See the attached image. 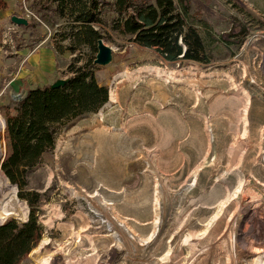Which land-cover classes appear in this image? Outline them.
Segmentation results:
<instances>
[{
    "label": "rangeland",
    "instance_id": "rangeland-1",
    "mask_svg": "<svg viewBox=\"0 0 264 264\" xmlns=\"http://www.w3.org/2000/svg\"><path fill=\"white\" fill-rule=\"evenodd\" d=\"M2 1L4 121L29 89L93 54L65 50L53 2ZM184 1L211 62L170 64L107 32L113 61L94 76L113 102L56 126L53 151L25 175V192L45 194L42 239L70 242L55 264H264V0ZM3 178L0 216L22 222L28 206ZM22 264H36L31 253Z\"/></svg>",
    "mask_w": 264,
    "mask_h": 264
},
{
    "label": "trees",
    "instance_id": "trees-1",
    "mask_svg": "<svg viewBox=\"0 0 264 264\" xmlns=\"http://www.w3.org/2000/svg\"><path fill=\"white\" fill-rule=\"evenodd\" d=\"M49 1L69 23L70 31L61 34V42L70 44L65 50L74 54L86 46L93 55L80 65H69L70 76L63 87L52 89L45 85L29 89L17 103L15 113L5 114V124L0 116V163L5 153L4 128L7 143L0 177L5 175L13 185L5 177L3 180L14 192L13 186L17 187V197L29 209L25 222H19L8 212L10 216H0V224L4 222L0 225V264H22L42 239L38 207L45 194L25 192V175L53 151L56 126L96 114L108 102L107 86L99 85L94 76L99 39L104 40L107 32L115 33L137 46L155 50L170 64L211 62V50L188 20L184 0H113L111 4L100 0ZM5 7L0 0V10ZM104 10L112 12L113 17L104 19Z\"/></svg>",
    "mask_w": 264,
    "mask_h": 264
},
{
    "label": "bare ground",
    "instance_id": "bare-ground-1",
    "mask_svg": "<svg viewBox=\"0 0 264 264\" xmlns=\"http://www.w3.org/2000/svg\"><path fill=\"white\" fill-rule=\"evenodd\" d=\"M109 101H112V96H110ZM113 102V101H112ZM196 174V173H195ZM10 185V184H9ZM75 195H77L75 193ZM28 214V212H27ZM80 219V218H79ZM121 225L127 230V231H132L131 227L128 226V224L126 223V220H121ZM4 223V222H3ZM156 223L154 222V225ZM61 225V224H60ZM62 226V225H61ZM60 226V227H61ZM66 228V227H65ZM64 229V228H63ZM80 232H85L87 230V226H80ZM66 232V231H65ZM79 233L76 234V238L79 239L78 235ZM105 237H109V236H104ZM89 240V244L92 245V240ZM186 239V243H187ZM57 241V240H56ZM114 241L117 244H120L121 241L120 240H115ZM80 242V241H79ZM70 244V242L68 240H66L65 238H61L58 242H51L48 241V239L43 238L40 243L38 244L37 247H35L32 251H31V256L34 259L36 264H55L56 258L57 257H65L68 258L72 255H69L68 253H65L66 248L68 247V245ZM192 247V246H191ZM192 257V256H191ZM192 261V260H190ZM58 264V263H57Z\"/></svg>",
    "mask_w": 264,
    "mask_h": 264
},
{
    "label": "water",
    "instance_id": "water-1",
    "mask_svg": "<svg viewBox=\"0 0 264 264\" xmlns=\"http://www.w3.org/2000/svg\"><path fill=\"white\" fill-rule=\"evenodd\" d=\"M11 22L16 26H26L28 24V21L25 18H19L17 16L11 17ZM112 61H113L112 49L109 46H107L103 42V40L99 39L97 41V44H96V54H95V58L93 61L94 65L97 67H106V66L110 65L112 63ZM67 82H68L67 78L66 79H57L53 83L49 84L48 86H49V88H52V89L53 88H60V87H63ZM0 169H1V165H0ZM27 216H28V214H27ZM26 219H27V217H26ZM26 219L22 222H25ZM1 224H3V223H1Z\"/></svg>",
    "mask_w": 264,
    "mask_h": 264
},
{
    "label": "built area",
    "instance_id": "built-area-1",
    "mask_svg": "<svg viewBox=\"0 0 264 264\" xmlns=\"http://www.w3.org/2000/svg\"><path fill=\"white\" fill-rule=\"evenodd\" d=\"M22 3H25V0H22Z\"/></svg>",
    "mask_w": 264,
    "mask_h": 264
}]
</instances>
